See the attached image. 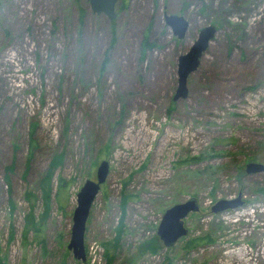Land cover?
I'll list each match as a JSON object with an SVG mask.
<instances>
[{
  "label": "rangeland",
  "instance_id": "rangeland-1",
  "mask_svg": "<svg viewBox=\"0 0 264 264\" xmlns=\"http://www.w3.org/2000/svg\"><path fill=\"white\" fill-rule=\"evenodd\" d=\"M116 12L0 0V264H264V171L245 170L264 164V0H118ZM165 12L189 21L183 39ZM209 24L218 31L174 100L178 58ZM104 159L84 261L68 248L77 194ZM192 196L188 234L166 247L164 211Z\"/></svg>",
  "mask_w": 264,
  "mask_h": 264
},
{
  "label": "water",
  "instance_id": "water-1",
  "mask_svg": "<svg viewBox=\"0 0 264 264\" xmlns=\"http://www.w3.org/2000/svg\"><path fill=\"white\" fill-rule=\"evenodd\" d=\"M94 13H104L110 19L117 16L116 5L118 0H88ZM166 24L173 30L178 39H183L189 29V21L184 15L169 14L165 12ZM218 27L209 24L200 29L197 39L193 42L190 49L181 54L178 58V85L173 96L174 100L186 98L188 96V77L200 66L201 59L205 54L210 42L214 39ZM110 164L108 160H102L97 168L96 180L87 179L77 194L78 204L73 215V225L71 239L68 248L73 251L76 258L86 260L85 233L88 217L92 204L99 193L102 184L106 181L109 174ZM247 173H258L264 171V164L250 161L245 168ZM244 201L239 195L236 198L219 199L212 206L214 213H220L228 209H234L242 205ZM200 210L198 199L194 196L184 202H179L167 208L160 220L157 228V235L166 247L173 246L178 239L188 234L184 219L191 212Z\"/></svg>",
  "mask_w": 264,
  "mask_h": 264
},
{
  "label": "trees",
  "instance_id": "trees-1",
  "mask_svg": "<svg viewBox=\"0 0 264 264\" xmlns=\"http://www.w3.org/2000/svg\"><path fill=\"white\" fill-rule=\"evenodd\" d=\"M147 46H148V42L145 40V41H144V48L147 47ZM60 156L62 157V154L59 155V156H57V158H55V159L53 160L52 166L55 165V164H58V163L60 162ZM57 159H58V161H57ZM49 173H50V172H49ZM52 173H53V172H52V170H51V176H52ZM49 175H50V174H49ZM49 178H50V177H49ZM59 181H60V182H59V188H60V191L63 190V189H66V187H68V186L66 185V181H65L63 178H60ZM44 195H45V198L49 196V189L46 190V192H45ZM127 197H128L127 195H123V199H122L123 206H125L124 204H126ZM123 232H124V231H123L122 222L120 221V224H119L118 227L116 228V236H115V238H114V241L111 242V243H108L109 245H108V247H106L107 254H109V246L112 247V248H114V249L117 248V246H118V244H119V242H120V240H121V235H122ZM156 241H158V240H157V237H154V238L152 239L151 244H150V243L147 244L146 249H148V250H152V251H156V249H157V247H158ZM194 241H195V242H194ZM196 241H197V240H195V239H190V240L187 241V244H186V245H188V246H190V247L196 246V245H197V242H196ZM148 242H149V241H148Z\"/></svg>",
  "mask_w": 264,
  "mask_h": 264
}]
</instances>
